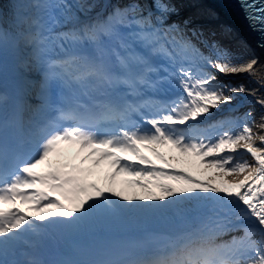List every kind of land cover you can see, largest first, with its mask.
Listing matches in <instances>:
<instances>
[{"label": "snow or ice", "instance_id": "1", "mask_svg": "<svg viewBox=\"0 0 264 264\" xmlns=\"http://www.w3.org/2000/svg\"><path fill=\"white\" fill-rule=\"evenodd\" d=\"M238 3L264 35V0ZM174 11L165 0H16L7 27L0 13V73L9 48L20 70L13 96L0 89V264H264V99L259 124L251 112L211 135L189 124L248 91L215 72L255 76L256 61L205 56L166 25ZM169 145L180 155L155 147ZM105 166L102 187L93 177ZM119 177L141 191H117ZM127 217L167 227L130 238L120 258L47 259L49 241Z\"/></svg>", "mask_w": 264, "mask_h": 264}, {"label": "bare ground", "instance_id": "2", "mask_svg": "<svg viewBox=\"0 0 264 264\" xmlns=\"http://www.w3.org/2000/svg\"><path fill=\"white\" fill-rule=\"evenodd\" d=\"M173 1H175V4L170 2V5L174 9L177 8L178 5L184 7L188 4V8L186 9L187 11L185 10L186 13L184 14V17L185 15H189L191 17V21H188L186 19V22L188 24L191 22L190 27L193 29H197H190L188 32L184 31V33L192 40L193 43H198V41L200 40L203 44L206 45V47H211L212 56H214V58L216 50L218 49L227 53L230 58L240 63H248L253 60L256 61L253 68V71L256 73L255 76L250 75L248 72L222 75L220 73L216 74L217 80L214 83L219 85H225V83L227 82L226 85L228 87L236 88H239L241 84H243L244 88L248 91L244 93H232L231 95L233 96V99H236L235 103L231 105H226L225 108L221 110H215L216 108H213L210 110L209 113L203 116L204 119L201 117V119L195 122L193 121V123L191 124L203 123L202 121L205 120V118L208 116L209 118L206 120L207 123L215 122L220 116H226V118L227 116H237L236 120H238L247 112H251L252 116L256 118L257 123L259 124L261 108L260 105L255 103V100L264 99V85H262V83L257 82H264V37L259 38V32L253 31L252 33V31L247 28V25L243 23V18L239 16V10L228 9L226 4L224 2H221L220 0ZM3 2L5 5H7V9H10V3H7V0H3ZM119 3H127V0L119 1ZM141 3L146 4L148 6V2H146V0H141ZM154 10L155 9L153 8V11ZM174 12L168 15L166 25H173L175 23H179L178 26L182 30L185 29L187 24H185L184 21H176L174 18L171 17V15H181V13L176 14ZM194 22H199L200 25H195ZM10 23L11 22H5L4 26L7 27L10 25ZM203 30L207 31L208 35H212L213 37L217 38L219 42H222L224 44L221 45L220 43L217 44L216 42L208 44L207 42H204L203 37L205 33L203 32ZM193 32H196L198 35L193 36ZM205 39H207V37ZM213 45L216 46L215 49L212 47ZM204 55L208 56L207 54ZM211 71L215 72V70ZM175 95H177V93H175ZM254 131L259 132L260 129L256 128L254 129ZM257 144H259V139H257ZM72 148L73 147H69V149ZM240 178L242 179V177ZM228 179L235 180L237 178L228 177ZM116 186H118V188L119 186H123V190L126 195H130L136 192L137 189L127 186L123 183V181H120L119 178L117 179ZM149 224L150 225L145 224L142 226L146 228H141L139 226L126 227L122 224L115 223L109 226H100L98 228L85 229L77 235L64 236L57 241H49L46 254H49L52 251L57 252L60 248L65 246L69 239L89 236L91 241H97L99 239H105L108 237L111 238L118 235L125 237L128 233H134L136 229L138 230V236L147 230H162L167 227V222L165 221H154L150 222ZM241 234V231H236L234 233H231L228 237H225V239L230 238L231 235Z\"/></svg>", "mask_w": 264, "mask_h": 264}, {"label": "rangeland", "instance_id": "3", "mask_svg": "<svg viewBox=\"0 0 264 264\" xmlns=\"http://www.w3.org/2000/svg\"><path fill=\"white\" fill-rule=\"evenodd\" d=\"M152 2V0H149ZM171 3H174L175 4V1L173 0H170ZM166 2V1H165ZM11 4L13 5H16V0H11ZM10 4V6H11ZM178 7L180 8L181 6L178 5ZM177 7V8H178ZM175 8V12L176 14H180L179 12L182 10V11H185L184 9L188 8V4L185 5L184 7H181L180 9H177ZM11 11L13 12V9H11ZM172 18H174L176 21H181L182 20V17L180 16H176L174 17L173 15H171ZM186 17H190L189 15L186 16ZM193 18H196V17H193ZM10 19H12V16H10ZM193 43V42H192ZM196 45L197 48L200 49V51L203 53V54H207L208 56H211L214 58V56H212V51H211V47H206L205 44H203L200 40L198 41V43H193ZM8 50V49H7ZM7 50L4 52V56L6 57V59H8L10 56L9 53L7 52ZM215 74H218V72H216ZM222 75V74H221ZM227 84V82L225 83V85ZM175 93L179 94L178 91H173V90H169V93L168 95L169 96H174ZM236 99H233L231 101V103H226L224 105H221L220 107L216 108L215 110H218V109H224L226 105H231L233 103H235ZM212 114V113H211ZM206 115V114H205ZM203 118V116H202ZM209 118L206 117L205 120H203L202 122L203 123H200V124H195L196 126L202 128V129H209L211 130L210 131V135L213 134L214 132L216 131H219V129L216 127L217 125L221 124V123H224L225 124V128L226 126L228 127V124L227 122L228 121H231V120H236L237 116H227V119H226V116H220L218 117V120H216L215 122L213 123H207L206 120ZM201 119V117L199 118ZM204 119V118H203ZM193 123V121H189V124ZM179 127H187V125H184V126H179ZM65 148V152H64V159H63V162H69V161H73L75 162L77 165H79L80 163V159L82 158L83 154L81 153L79 157L76 156L77 152L79 151L77 148H72V149H69L68 146H63ZM157 147V150L164 153L166 156L168 155H176V156H179L180 154L178 152H176L175 149H173L170 145L169 146H166V147H159V146H155ZM142 152L145 156H148L150 159H152L156 164H161L162 162L151 152V151H148L147 149H145L143 146H142ZM54 161L57 159L56 156H53L52 158ZM131 159H134V158H131ZM90 163L89 164H85L83 165V167H90ZM43 167H46L47 166H42L41 169ZM41 169H38V171H41ZM109 171V169L105 166L103 167L102 171L100 172L99 176H94L93 179H97L99 181V183L101 184V186H105V183H104V175L107 174V172ZM195 175V173H194ZM120 181H125V180H130L132 179L131 177H119ZM228 179V177H227ZM116 190L117 191H123V186L118 188V186H116ZM141 190L140 189H136V192H140ZM125 193V192H124ZM132 194H130L129 196H131ZM126 203V202H125ZM25 208H27V206H25ZM154 221H157V220H140V219H137V218H133V217H127V218H124L120 221H117V222H110V223H107L103 226H109L111 224H115V223H118V224H122L126 227H130V226H143L147 223H150V222H154ZM100 226H92V227H89L87 229H92V228H98Z\"/></svg>", "mask_w": 264, "mask_h": 264}]
</instances>
